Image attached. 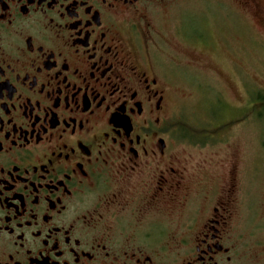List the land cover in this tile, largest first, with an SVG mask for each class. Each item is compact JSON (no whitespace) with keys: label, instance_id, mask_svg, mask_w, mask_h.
Instances as JSON below:
<instances>
[{"label":"flooded vegetation","instance_id":"af4514ba","mask_svg":"<svg viewBox=\"0 0 264 264\" xmlns=\"http://www.w3.org/2000/svg\"><path fill=\"white\" fill-rule=\"evenodd\" d=\"M186 1L0 0V264H247L236 174L175 148L148 41L255 0Z\"/></svg>","mask_w":264,"mask_h":264},{"label":"rangeland","instance_id":"374dc122","mask_svg":"<svg viewBox=\"0 0 264 264\" xmlns=\"http://www.w3.org/2000/svg\"><path fill=\"white\" fill-rule=\"evenodd\" d=\"M238 7L197 3L198 16L180 18L188 38L175 12L153 14L148 43L170 84L175 148L197 155L193 165L202 163L196 172L209 183L236 174L238 252L247 264H264V102L255 98L264 91V21L257 17L264 18V0Z\"/></svg>","mask_w":264,"mask_h":264},{"label":"trees","instance_id":"16d2710c","mask_svg":"<svg viewBox=\"0 0 264 264\" xmlns=\"http://www.w3.org/2000/svg\"><path fill=\"white\" fill-rule=\"evenodd\" d=\"M255 98L264 102V91H261L260 93H258Z\"/></svg>","mask_w":264,"mask_h":264}]
</instances>
